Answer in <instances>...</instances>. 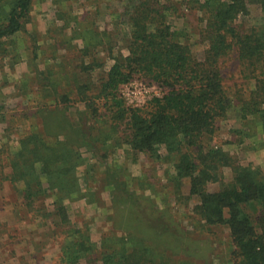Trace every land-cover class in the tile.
I'll list each match as a JSON object with an SVG mask.
<instances>
[{"label": "trees", "instance_id": "trees-1", "mask_svg": "<svg viewBox=\"0 0 264 264\" xmlns=\"http://www.w3.org/2000/svg\"><path fill=\"white\" fill-rule=\"evenodd\" d=\"M33 1L0 0V43L26 30ZM261 8L263 16L247 31L239 24L241 18L250 15L247 0H136L128 17V53H113L111 48L113 64L105 76L75 86L77 103L85 105L84 110H77L79 126L68 119L69 108L63 116L57 112L63 102L43 103L37 112L43 121L41 131L31 129L21 136L17 151H4L8 154L2 160L1 178L13 186L23 183L26 204L33 210L42 211L36 203L42 202L39 205L43 207L45 194L53 195L52 212L62 226L71 227L63 197L78 186L75 172L82 151L88 147L99 155L95 123L105 120L109 136L120 133L121 144L131 150L155 160L167 158L175 180L189 181L190 194L199 200L195 214L207 226L230 229L234 264H264V172L243 164L224 143L212 145L208 141L219 137L224 122L232 118L246 122L247 128L252 124L264 128V0ZM185 11L201 15L203 58L197 57L189 39L174 29L172 20ZM234 55L239 63L234 73L243 79L229 87L224 62ZM97 67L100 64L85 65L81 74L91 77ZM135 79L156 86L160 94H152L142 107L126 105L121 86ZM68 96L61 99L69 103L72 98ZM50 114L61 116L65 132ZM51 124L60 127L56 132L65 136L64 141L49 142L57 137H51L56 129ZM241 132L246 135L248 130ZM7 167L11 169L8 174ZM226 168L232 171V181L224 177ZM214 184L219 185L216 191L210 189ZM61 230H65L70 244L63 246L58 264H79L84 258L93 264H172L145 254L148 249L144 254L129 249L119 253V248L91 254L94 245L89 231Z\"/></svg>", "mask_w": 264, "mask_h": 264}, {"label": "rangeland", "instance_id": "rangeland-1", "mask_svg": "<svg viewBox=\"0 0 264 264\" xmlns=\"http://www.w3.org/2000/svg\"><path fill=\"white\" fill-rule=\"evenodd\" d=\"M135 1L34 0L26 30L0 43V264H58L63 246L70 242L63 227L89 231L94 245L91 254L95 255L117 248L119 253L129 249L144 254L148 249L145 254L172 264H234L230 229L207 226L195 214L199 200L190 194L189 181L175 180L167 158L155 160L131 150L121 144L120 133L109 136L105 120L95 123L99 155L88 147L82 151L75 172L78 186L63 197L71 227L62 226L52 212L53 195L45 194L43 207L39 205L42 202L36 203L42 211L33 210L26 204L23 183L13 186L1 178L2 160L8 154L4 151L14 153L22 135L33 129L41 131L43 121L37 112L43 103L63 102L57 112L63 116L69 108L68 119L79 126L77 110H84L85 105L77 103L75 86L105 76L113 64L111 48L113 53H128V17ZM247 3L250 15L241 18L239 24L248 31L263 13L261 0ZM181 14L172 20L174 29L189 39L194 54L203 58L201 15L197 11ZM226 60V85L240 84L243 78L234 73L239 67L237 56ZM89 64H100L91 77L81 74L82 67ZM120 92L126 105L134 107L145 106L152 94H160L156 86L143 79L121 86ZM65 94L71 102L61 99ZM50 115L66 130L61 116ZM60 127L51 132V137L56 134L58 138H50V143L65 140L56 132ZM247 127L242 120L228 119L219 137L208 141L212 145L224 143L243 164L264 172V128L254 124ZM242 130L248 133L242 135ZM9 171L7 167L5 173ZM224 177L232 181V171L224 169ZM210 189L216 191L219 185ZM79 264L93 263L84 258Z\"/></svg>", "mask_w": 264, "mask_h": 264}]
</instances>
